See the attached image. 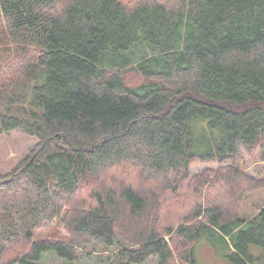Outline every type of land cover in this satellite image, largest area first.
<instances>
[{"label": "trees", "instance_id": "trees-1", "mask_svg": "<svg viewBox=\"0 0 264 264\" xmlns=\"http://www.w3.org/2000/svg\"><path fill=\"white\" fill-rule=\"evenodd\" d=\"M33 74L42 112L0 113V134L38 140L0 175V264L93 243L198 264L200 240L264 264V204L241 213L264 191L244 170L264 164V0H0V99L22 104Z\"/></svg>", "mask_w": 264, "mask_h": 264}, {"label": "rangeland", "instance_id": "rangeland-1", "mask_svg": "<svg viewBox=\"0 0 264 264\" xmlns=\"http://www.w3.org/2000/svg\"><path fill=\"white\" fill-rule=\"evenodd\" d=\"M137 48L133 50V59L135 65H137L142 56L137 54ZM146 51L145 56L149 57L152 53L148 49H142ZM139 51V50H138ZM138 55V56H136ZM144 56V55H143ZM43 70L42 67L35 69L36 74H40ZM30 75L23 80L22 86L17 90V93L25 98L22 100V104L15 103L13 101H7L4 98L0 99V113L4 115H16L24 116L21 111V105H23L24 111L28 112L32 108L34 113L42 112L40 107L36 108L34 103H31L32 92L31 88L35 84L39 83V76ZM44 75L40 79H42ZM11 94V91H8ZM7 94V95H8ZM1 96V95H0ZM38 109V110H37ZM33 117L32 115H30ZM38 142L37 138L23 135L19 131H12L6 134H0V175L9 173L16 168L21 160L29 153V151ZM244 170L247 175L260 178L264 176V164L258 161L257 156L245 155ZM203 166L193 165L191 167L192 174H198L203 170ZM264 204V191L256 192L249 195L242 207V214L246 212V216L250 217L256 214V211L260 206ZM259 206V207H258ZM56 227L54 223L46 225L42 231L43 238H47L51 235L53 228ZM63 235H66L65 231L60 230ZM256 250V249H255ZM195 257L198 264H227L226 262L219 260L207 246L204 240H200L195 249ZM157 258H152L145 264L156 263ZM42 264H69L68 261L58 258L53 253H47L43 256ZM72 264H127L121 261L117 255V250L114 248H106L98 244H90L87 247L79 249L78 258L76 262Z\"/></svg>", "mask_w": 264, "mask_h": 264}]
</instances>
